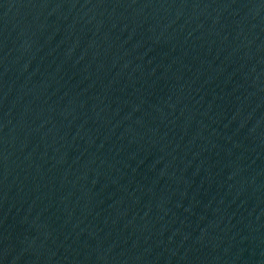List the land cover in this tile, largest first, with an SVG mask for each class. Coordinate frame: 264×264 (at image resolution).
<instances>
[{"label":"water","instance_id":"obj_1","mask_svg":"<svg viewBox=\"0 0 264 264\" xmlns=\"http://www.w3.org/2000/svg\"><path fill=\"white\" fill-rule=\"evenodd\" d=\"M0 264H264V0H0Z\"/></svg>","mask_w":264,"mask_h":264}]
</instances>
